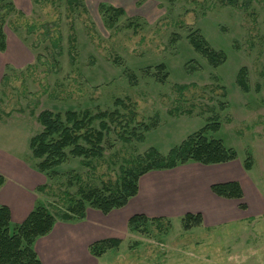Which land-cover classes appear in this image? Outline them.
Masks as SVG:
<instances>
[{"label":"rangeland","instance_id":"obj_1","mask_svg":"<svg viewBox=\"0 0 264 264\" xmlns=\"http://www.w3.org/2000/svg\"><path fill=\"white\" fill-rule=\"evenodd\" d=\"M4 4L0 206L9 209L11 232L37 205L58 216L83 195L116 193L121 168H133L136 158L150 149L167 155L206 124L217 122L218 129L207 137L236 153L226 163L188 162L148 171L138 178L137 193L107 214L85 203L82 219L56 218L49 233L32 244L40 263L264 264V0ZM114 9L122 13L116 16ZM192 32L223 53L224 61L210 65L190 44ZM240 70L245 88L237 83ZM116 100L127 108L116 106ZM44 110L61 115L118 110L122 124L131 114L133 120L127 128L110 125L101 158L68 156L53 172H40L29 141L41 131L37 116ZM126 129L139 132L143 140L129 136L125 141ZM185 170L186 182L194 178L206 192L224 200L206 211V220L201 212L190 213H199L201 223L186 229L182 219L188 212L162 217L139 212H168L180 204L188 208L193 199V208L205 211L208 199L201 190L175 193L171 186L174 195L154 197L165 193L166 184L149 182H170ZM226 182L239 184L241 198L211 191L213 184ZM169 199L178 202L176 207L159 203ZM133 215L149 220L131 230L128 220ZM60 225L66 226V239L58 237ZM109 238L120 243L99 256L91 253L93 243Z\"/></svg>","mask_w":264,"mask_h":264},{"label":"trees","instance_id":"obj_2","mask_svg":"<svg viewBox=\"0 0 264 264\" xmlns=\"http://www.w3.org/2000/svg\"><path fill=\"white\" fill-rule=\"evenodd\" d=\"M4 6V0H0V9L5 8ZM114 12L116 16L122 13L117 9H114ZM3 39L4 36L0 30V50L4 49ZM188 39L194 50L205 57L210 65L217 66L224 61L223 53L211 49L197 32L190 33ZM159 68L162 69L163 66ZM243 76L244 71L240 70L237 83L245 88ZM115 105L127 108L120 100H116ZM121 117L118 110L102 111L96 114H91L88 110L66 111L63 115L48 110L40 112L37 120L41 131L29 141L31 155L39 161L37 169L40 172H53L56 167L66 161L68 156L85 160L101 158L104 151L102 143L111 131L110 125L127 128L133 120V114H131L128 121L122 124L119 120ZM95 121L98 122L96 128L93 126ZM142 129L148 131L149 126L143 124ZM217 129V122L206 124L189 135L178 146L170 149L165 156L154 149L138 156L136 166L121 168L120 187L116 193H110L108 196L94 193L83 195L74 201L69 211L62 212L58 216L51 214L44 206L37 205L20 224L15 225L13 232L10 231L9 209L6 206H0V264H41L32 249V244L36 238L49 233L56 218L65 221L82 219L85 203H89L90 207L103 214L123 207L137 193L138 178L148 171L172 169L188 162L211 165L234 160L236 158L234 150L226 148L221 140L207 137L209 131ZM125 131H127V136L122 137L125 141L129 140V136L135 137L138 141L143 140V135L139 132L128 131V129ZM3 182L4 178L0 175V187ZM211 191L224 198L239 199L242 196L241 188L236 182L213 184ZM148 220L143 215H133L128 220V227L131 230L137 229L139 225L145 224ZM158 220L156 218L151 221ZM182 220L184 227L188 229L198 226L201 223V216L199 213H188ZM119 243L120 241L115 238L103 239L93 243L90 250L93 255L99 256L105 250L117 247Z\"/></svg>","mask_w":264,"mask_h":264},{"label":"crops","instance_id":"obj_3","mask_svg":"<svg viewBox=\"0 0 264 264\" xmlns=\"http://www.w3.org/2000/svg\"><path fill=\"white\" fill-rule=\"evenodd\" d=\"M222 175H223V173H222ZM183 177H186V170L185 171H182L180 174H179V176H175L174 178H173V180L172 181H167L166 183H165V181H162L161 183H158V181L157 182H154V183H152V182H149V184H166L165 185V187H164V190H165V193H163V194H157V195H154V197L155 198H159V197H162V198H164V197H166V196H169V195H174L173 193H171V191L170 190H172L171 189V186H175L176 187V190H173L175 193H176V191H177V189H181L183 192H187L188 193V190H190V189H194L195 191H197V190H201L202 192H203V195L205 196V198L206 199H208V206H207V209L205 210V211H196V210H198L199 208H196V207H194L193 208V205H194V203H195V201L197 200V199H193L192 200V203L193 204H191L192 206H189L188 208H186L185 206H182V204H180L179 206H178V208L177 209H172V210H169L168 212H162V211H157V210H146L145 208H143V209H140V211L139 212H143L145 215H151V216H153V217H162V216H166V215H172L173 213L174 214H177V215H180L182 212H188V213H193V212H201L202 213V215H203V218H204V220H206V218H207V216H206V211H211V210H213L214 209V207L217 205V204H219V203H222L221 201H224L223 199H219L218 197H216L215 195H213L210 191H205L204 189H203V187L202 186H200V181H196L195 182V180H194V178L191 180V181H189V182H186L185 180H184V178ZM194 180V181H193ZM142 189V188H141ZM184 202V201H183ZM159 203H163V204H165V206H174V207H176V205L178 204V202L177 201H175V200H168V201H165V202H159ZM189 208H191V209H189ZM88 216H89V214H88ZM64 227H66V226H64V225H60L59 227H58V229L56 230V232H58V237H60V238H63V239H66V237H67V234H68V232H67V229H65ZM75 227H72V229H74ZM70 230V229H69ZM74 231H75V229H74ZM87 233H88V231H87ZM55 236V235H54Z\"/></svg>","mask_w":264,"mask_h":264}]
</instances>
